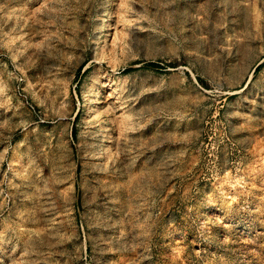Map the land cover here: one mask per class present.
Instances as JSON below:
<instances>
[{"label": "rangeland", "instance_id": "374dc122", "mask_svg": "<svg viewBox=\"0 0 264 264\" xmlns=\"http://www.w3.org/2000/svg\"><path fill=\"white\" fill-rule=\"evenodd\" d=\"M0 264H264V0H0Z\"/></svg>", "mask_w": 264, "mask_h": 264}, {"label": "trees", "instance_id": "16d2710c", "mask_svg": "<svg viewBox=\"0 0 264 264\" xmlns=\"http://www.w3.org/2000/svg\"><path fill=\"white\" fill-rule=\"evenodd\" d=\"M150 66H157V63H155V62H151V63H150Z\"/></svg>", "mask_w": 264, "mask_h": 264}]
</instances>
